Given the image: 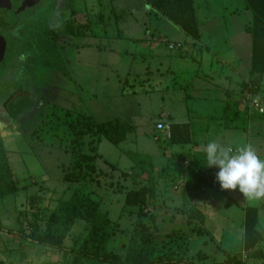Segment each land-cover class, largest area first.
Instances as JSON below:
<instances>
[{
  "label": "rangeland",
  "instance_id": "rangeland-1",
  "mask_svg": "<svg viewBox=\"0 0 264 264\" xmlns=\"http://www.w3.org/2000/svg\"><path fill=\"white\" fill-rule=\"evenodd\" d=\"M27 1L31 2L32 6L21 11V24L18 28L19 33L17 32L23 43V51L21 47H15L17 50L10 53L14 48L9 46L11 37H7L9 42L6 40L5 46L8 47L6 49H1L0 41V59H3L2 63L0 60V65H5L2 75L6 78L0 79V138L8 149L9 163L18 187L14 193L0 198V264H69L73 258L70 251L54 248L49 251L46 246L33 242L29 236L23 234L31 232L27 228V221H36L42 229L56 202L68 198L71 194L70 184L62 179L64 169L67 168L70 160L67 145L63 141L58 142L50 133L42 135V139L50 142L49 144L36 142L31 135L33 130L43 126L41 122L44 115L52 106L74 112H86L96 122L117 117L134 125V130L129 132L125 141L119 144H112L103 137L100 139L97 153L101 158H97L96 162L103 173L97 176L98 182L87 183L84 187L85 193L101 200V209L107 211L109 219L118 228L116 235L107 245L108 249L123 253L133 234L132 229L137 219L134 210L137 206L125 204L126 192L153 181L151 187L154 192L152 197L142 204V213L146 214L142 215L141 219L148 224L151 221L149 216L155 215L154 222H151V227L156 229L155 238L159 236L162 238L165 233L173 230L183 232L188 238L187 256L193 255L198 250L205 254L202 258L194 259L196 264L225 261L228 253L244 251L241 250L244 231L242 206L253 205L259 208V221L256 227L262 231L263 236L252 250L255 253L246 255L242 260H244L243 264H264L262 213L264 200L250 202L243 197H234L231 193L227 196L219 191L213 203L203 206L205 214L201 225L194 219L189 222L187 212L179 208L168 206L169 209H161V200L163 198L169 200L161 195V184L164 183L161 176L168 180L166 185L172 188L171 177L176 171L174 168L165 169V167L168 163L169 166L173 165L176 159L184 164L187 150L179 151L181 146H186L171 144L156 130L155 124L163 119L162 109L168 111L176 107L174 119L181 118L184 115V103L170 92L167 94L161 92V81L158 82L159 77L156 74L161 71V67L156 63L161 61V41H153L152 45L155 47L152 46L154 48L151 52L148 51L150 46H146L139 51L140 54H137L138 51L133 49L142 46V39L133 45L131 40L120 37L121 34L127 37L131 33L132 24L126 22L127 18L154 13L149 10L145 1L69 0L72 7L70 5L68 9L64 7L65 0ZM18 2L19 0L10 3L7 8L19 9ZM194 2L198 11L205 14L208 4L206 0H194ZM228 2L231 5L229 7L226 5L228 11L235 8L239 10L237 13L241 12V15H236L238 21L227 17L218 22L220 21L222 26L227 24V29L233 31L239 28V25L241 27V24H248L244 19L248 14H243V11L248 10L242 8L243 1ZM7 20L12 22L14 19L9 17ZM68 21L74 26L75 34L56 36V43L70 74L66 77L43 65L44 58L50 57L33 42L31 34L34 35L36 32V26L48 27L57 32ZM153 21L161 23L159 19L144 22L152 24ZM217 29L219 32L222 27L219 26ZM203 34L205 41L210 40L211 37L206 33ZM220 35L217 38L212 37V40L221 37L220 43L226 44L229 41L227 36ZM246 35L249 43V33L247 32ZM153 37L155 35L150 37L151 41ZM242 45L249 46L247 41L246 46L245 43ZM162 47L165 53L169 54L166 46ZM177 51L178 49L173 50V52ZM240 53L241 63L249 65V55H246L245 51ZM22 54L26 56L23 60ZM205 57L207 55L204 53ZM50 59L55 61L54 58ZM9 61L13 63L11 67L8 65ZM129 63L133 64L132 68L128 67ZM135 72L139 74L135 76ZM252 75L263 89L264 74L252 73ZM182 79V76H179L176 82L175 79L171 81L167 79L165 85L169 90H173ZM124 81L125 85L122 87ZM256 88L255 84H250L245 89L255 92L264 101V92L259 93ZM196 94L193 92V95ZM161 95H165L166 100H161ZM205 101L198 103L201 112L209 103ZM186 103L195 102L187 100ZM210 113H213L212 110ZM202 127H197L196 135L207 134L205 127L203 129ZM152 132L161 135L162 141L156 142L150 137ZM254 138L255 149L261 150L262 138L258 134H255ZM258 154L264 158V148L258 151ZM204 160L206 154L202 157L203 162ZM209 168L213 174L219 171L218 167ZM166 174L169 176L167 177ZM197 189L196 192L202 194L200 189ZM173 191L176 193L175 190ZM36 195L39 196V202L32 208V213L29 203L31 197ZM174 197L178 198L175 195ZM234 200L238 201V204ZM21 210L29 213V219H22L20 223L17 216ZM198 228H200L199 232ZM85 231L84 220L77 219L73 223L70 235L79 236ZM72 237L68 236L65 244L71 246Z\"/></svg>",
  "mask_w": 264,
  "mask_h": 264
},
{
  "label": "trees",
  "instance_id": "trees-1",
  "mask_svg": "<svg viewBox=\"0 0 264 264\" xmlns=\"http://www.w3.org/2000/svg\"><path fill=\"white\" fill-rule=\"evenodd\" d=\"M154 11L176 24L193 39L199 37L198 21L195 15L193 0H144ZM245 8L251 12L252 19L246 29L250 33V72L264 74V0H243ZM72 7L69 0H65V8ZM34 42L50 58H44L43 65L58 71L66 77L69 72L63 62L59 45L56 43L58 35H73L75 29L72 23L65 22L57 32L48 27H35ZM125 81L122 84L124 87ZM260 93L258 87L255 89ZM39 126L31 132L32 139L36 142H44L43 134L50 133L58 142H64L70 151L69 165L64 169L62 179L70 184L71 194L66 199H60L50 210L44 227L41 229L36 221H27L30 233H23L30 240L49 248L70 251L73 255L69 264H171L186 262L196 264L194 259L205 256L201 251L187 256L188 238L185 233L171 231L164 236L155 238V230L151 227L155 215H150L148 222H143L142 204L146 202L154 192L152 182L139 188L126 192L125 204L137 206L134 210L137 214L135 227L132 229L131 239L123 253L108 249L107 245L116 235L118 228L109 219L107 211L101 209V200L94 199L89 193H85L87 183L98 182L97 176L102 174L97 165V153L100 139L103 137L112 144H119L127 138V134L134 130V125L126 120L114 117L102 122H96L86 112H74L70 109L50 107ZM40 125V124H39ZM43 127H45L43 129ZM171 144H187L190 142V130L188 123H171ZM45 131V132H42ZM156 142H161L162 137L157 132L150 134ZM167 139V138H166ZM66 149V150H67ZM204 152H195L193 159L200 160ZM108 166H112L109 165ZM196 166V165H195ZM189 168L194 167L192 164ZM201 168V167H200ZM168 177L169 174H166ZM151 179V178H150ZM172 179V177H171ZM13 170L9 163L8 149L0 138V198L14 193L18 187ZM29 207L32 208L39 202V196L31 197ZM187 220H196L199 225L204 220V214L198 208L191 207L187 210ZM264 215V207L262 209ZM28 212L23 210L17 216L18 222L28 220ZM259 208L247 205L244 207V231L242 250L247 255H252L256 245L263 234L257 229ZM85 222V232L82 235H74L72 246L66 247L65 239L70 236V231L75 220ZM35 220V219H34ZM149 229H152L149 231ZM200 231V228L197 229ZM24 232V231H23ZM250 251V252H249ZM241 252L228 253L226 260L221 262L201 264H243Z\"/></svg>",
  "mask_w": 264,
  "mask_h": 264
},
{
  "label": "crops",
  "instance_id": "crops-1",
  "mask_svg": "<svg viewBox=\"0 0 264 264\" xmlns=\"http://www.w3.org/2000/svg\"><path fill=\"white\" fill-rule=\"evenodd\" d=\"M228 1L229 0H206L208 4L206 6V13L204 14L198 11L193 0L199 30V37L197 39H193L176 24H173L164 16L151 9L146 2L149 10L154 13H150L148 16L143 17L132 16L130 19L127 18L126 22L132 24L131 33L128 34L127 37H124L122 34L120 36L121 38L131 40L133 45L142 39V46L133 49L138 51L137 54H140L139 51L146 46L155 47V45H152L154 43L153 41H161V61L156 62L157 65L161 67V71L156 73L159 77L158 82L161 81V92L165 94L170 92L171 95L183 100L184 103V115L177 120L174 119L176 107L175 109L170 108L168 111H166V109L161 110V118L164 119H161V121L169 124L174 122L188 123L190 130V142L183 144L186 147L181 146L178 149L179 151L183 149L187 150V156H185L183 160L184 164L176 159L173 165L169 166L168 163V166L165 167V169L174 168L176 171V174L172 176V188L166 185L168 180L164 176H161V178L164 179V183L161 184V195L163 194L164 197L169 199L166 200L163 198L161 200V209L164 210L173 207L184 211L194 207L205 214L203 206L213 203L215 200L214 197L218 196L217 192L219 193V191L225 193L227 196H230L231 193L234 197H243L238 189L235 191L222 190L219 182L216 180V173H212L213 171L206 164L207 161L204 160L203 162L202 159L197 160L198 158L196 160L193 159L194 153L204 152V147L210 141L216 140L222 144H231L234 149L237 146L247 144H251L255 148L256 143L254 142V136L258 134L263 140V143L260 145L261 150L264 148V114L260 115L254 113L245 103V94L248 91L245 88H247L248 85L255 84L259 91L264 92V88L261 89L260 83L255 81V76L250 72L251 39L250 33L246 27L250 23L252 15L249 10L243 11L244 15H249L244 16L248 24H241V27L239 25V28L234 31L233 29H227V24H223L222 26L220 21L227 17V19L232 18L238 21L236 15H241V12L237 13L239 10L235 8L228 11L227 7L230 5ZM241 4L242 8L247 10L245 8V2L243 1ZM151 19H159L161 23L153 21L152 24L151 22L146 24V22H144L145 20L151 21ZM218 20L220 21L218 22ZM219 26L222 27V30L218 32L217 28ZM247 32L249 33V43L248 35H246ZM203 33L211 37L210 40L205 41L203 39V35L205 34ZM219 34H221L220 36H227L229 41L226 44H221V37H219L218 40H212V37L217 38ZM141 35H143V37H140ZM153 35H155V37H153L151 41L150 37ZM246 41L249 46L244 47L242 44L245 43L246 46ZM171 43H180L181 46L169 49L168 45ZM163 45L166 46L169 54L165 53L162 47ZM150 47L148 48L149 52L154 48ZM174 49H178V51L173 52ZM241 51H245L246 55H249V65L241 63ZM204 53L207 55L205 58ZM128 67L132 68L133 64L129 63ZM138 74L136 73L134 75L136 76ZM179 76H182V82L179 81L177 88L169 90L168 86L165 85L166 80L169 79L171 81L175 79L174 82H176ZM163 83L164 87L162 88ZM193 92L197 94L193 95ZM164 96L165 95H161V100H166ZM168 96L170 95L168 94ZM187 100L195 103L187 104ZM205 100L209 103L206 105L207 108H203L201 112L199 111L198 103L206 102ZM211 110L213 113H210ZM198 126L205 127V132L209 136L207 137V134L204 136L196 135ZM210 126L213 127L210 128ZM252 134L254 136H252ZM261 150H257V152ZM189 164H192L194 167L189 168ZM197 188L200 189L202 194L196 192L198 190ZM173 190H175L176 193ZM169 192H171V194H169ZM174 195L178 196V198L174 197ZM234 201L238 204V201ZM245 206L247 205L242 206L243 223ZM242 228H244V224ZM69 237L72 236L70 235ZM65 245L66 247L72 246H70V244ZM242 245L243 239L241 242V246ZM47 249L49 250L51 248L47 247ZM242 249L241 247V250Z\"/></svg>",
  "mask_w": 264,
  "mask_h": 264
},
{
  "label": "clouds",
  "instance_id": "clouds-1",
  "mask_svg": "<svg viewBox=\"0 0 264 264\" xmlns=\"http://www.w3.org/2000/svg\"><path fill=\"white\" fill-rule=\"evenodd\" d=\"M24 54L21 59H25ZM208 167H218L216 180L222 190H239L244 199L264 200V158L251 144L237 146L212 140L205 147Z\"/></svg>",
  "mask_w": 264,
  "mask_h": 264
},
{
  "label": "flooded vegetation",
  "instance_id": "flooded-vegetation-1",
  "mask_svg": "<svg viewBox=\"0 0 264 264\" xmlns=\"http://www.w3.org/2000/svg\"><path fill=\"white\" fill-rule=\"evenodd\" d=\"M14 1L16 0H0V36L2 35L3 39L5 40V43H6V40H8L7 37H11L12 40H11V43H9V46H12L14 48L10 50V53H14L17 50L15 47L17 48L21 47L23 51V48H22L23 43L21 42V38L17 35L19 33V29H18L20 27L19 24H21L20 14L23 9H26L32 6V3L28 2L27 0H19L18 2V4L20 5L19 9L17 10L8 9L7 7L10 5V3H13ZM9 17L13 18L15 21L11 26L5 27L8 25L7 19ZM34 35L31 34L33 42H34V39H33ZM15 39H17V41ZM6 48L8 47L5 46L4 49ZM18 61H20V58ZM12 64H13L12 61L8 62V65H10V67L12 66ZM4 67L5 65H2V67L0 68V79L2 78L6 79L5 76L2 75V71Z\"/></svg>",
  "mask_w": 264,
  "mask_h": 264
},
{
  "label": "built area",
  "instance_id": "built-area-1",
  "mask_svg": "<svg viewBox=\"0 0 264 264\" xmlns=\"http://www.w3.org/2000/svg\"><path fill=\"white\" fill-rule=\"evenodd\" d=\"M180 43H175V44H169L168 48L173 49L175 47H180ZM245 103L249 106V108L254 112L258 114H264V101L255 93L251 91H247L245 94ZM155 128L157 131H159L160 134H162L165 138H170L171 137V128L170 124L163 122V121H158L155 124ZM247 251H242L241 253V258L244 259L247 255Z\"/></svg>",
  "mask_w": 264,
  "mask_h": 264
},
{
  "label": "water",
  "instance_id": "water-1",
  "mask_svg": "<svg viewBox=\"0 0 264 264\" xmlns=\"http://www.w3.org/2000/svg\"><path fill=\"white\" fill-rule=\"evenodd\" d=\"M8 22V20H7ZM14 23V20L12 22H8V25L5 26V27H9L11 26L12 24ZM0 41H1V44H2V48L1 49H4L5 48V40L3 39L2 35L0 36ZM3 53V52H2ZM2 60L1 63L3 62V59H0ZM2 67V65H0V68Z\"/></svg>",
  "mask_w": 264,
  "mask_h": 264
}]
</instances>
